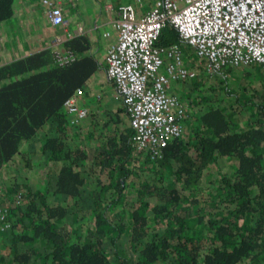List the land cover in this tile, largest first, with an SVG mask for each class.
<instances>
[{
    "label": "trees",
    "instance_id": "trees-1",
    "mask_svg": "<svg viewBox=\"0 0 264 264\" xmlns=\"http://www.w3.org/2000/svg\"><path fill=\"white\" fill-rule=\"evenodd\" d=\"M14 4L0 0V23ZM178 37L167 25L157 44ZM64 47L78 55L67 66L49 49L0 67V209L11 223L0 231V264H264L263 66L229 64L211 75L203 65L197 78L175 81L180 102L198 92L184 108L192 126L159 156L134 151L123 108L106 100L80 96L87 128L71 123L65 101L77 88L90 97L101 66L86 35ZM244 117L239 129L233 119ZM138 162L147 173L131 167Z\"/></svg>",
    "mask_w": 264,
    "mask_h": 264
},
{
    "label": "built area",
    "instance_id": "built-area-1",
    "mask_svg": "<svg viewBox=\"0 0 264 264\" xmlns=\"http://www.w3.org/2000/svg\"><path fill=\"white\" fill-rule=\"evenodd\" d=\"M137 1L140 7L142 0ZM49 19L55 26L67 24L57 5ZM167 25L177 31L180 42L194 48L211 75L223 73L229 64L256 63L264 68V0H153L142 14L132 5H121L105 73L122 97L136 153L150 150L160 156L169 141L183 132L184 106L169 87L193 73L185 67L182 46L157 44ZM53 58L59 66L75 61L73 51L66 48L56 49ZM80 96L83 89L77 88L65 101L74 119L87 111L78 105Z\"/></svg>",
    "mask_w": 264,
    "mask_h": 264
},
{
    "label": "crops",
    "instance_id": "crops-1",
    "mask_svg": "<svg viewBox=\"0 0 264 264\" xmlns=\"http://www.w3.org/2000/svg\"><path fill=\"white\" fill-rule=\"evenodd\" d=\"M123 1L129 0H76L75 4L70 6L64 5V7H62L64 17L67 20L66 26H58L51 30L47 26V24L49 25L48 16L47 14L44 16L43 14L42 19L45 21L46 27H44L42 31L36 30L35 33H30L31 28L29 31V25L27 24H34L35 14H33L31 19L16 14L13 21L3 26L0 30V67L43 50L51 49L53 58L56 49H65L64 43L66 41L84 34L89 38L90 42L88 52L101 66V70L95 73V82H103L102 88L105 89V93L103 94H106L105 99L111 104V107L115 110L117 108H123V111L118 112V114L119 117L124 120V126L130 131L131 128L127 117L128 115H126L123 105L121 104L120 107V105L115 104L118 103L117 101L109 100L112 91L116 92V89L107 81L106 73H104V70H106L105 58L108 49L116 41L117 37L115 29V23L119 17L117 14V5L121 4ZM21 2L22 4L27 3L30 6L34 4V2L28 0H17V4ZM151 2L152 0H144L139 12L144 13L148 10L151 6ZM45 7L49 9V6L45 5ZM25 12L26 11H24V13ZM171 44H179L182 46V52L183 54L185 52L184 55L187 59L184 61L185 67L193 73L192 77L197 78L198 69L203 66L204 63L202 59L197 57L194 48L189 44L180 42L179 38L177 42ZM73 53L76 61L78 55L75 51H73ZM164 61L167 63L169 59H165ZM192 77H190V79ZM242 83L243 81L239 78L238 86L242 85ZM199 92L201 93V91ZM197 94V91H191L186 98L187 100H183L181 104L185 108L190 107L191 102L189 101L195 100ZM1 238L0 236V248H4L5 243H7V240H5L7 237L5 236L3 240Z\"/></svg>",
    "mask_w": 264,
    "mask_h": 264
},
{
    "label": "rangeland",
    "instance_id": "rangeland-1",
    "mask_svg": "<svg viewBox=\"0 0 264 264\" xmlns=\"http://www.w3.org/2000/svg\"><path fill=\"white\" fill-rule=\"evenodd\" d=\"M129 2H132V0H129ZM21 4V5H20ZM65 5H67L68 6V4H65ZM62 7H64V5L62 6ZM14 8H15V11H16V9H17V11L16 12H14V14H13V16L10 18V22H12L13 21V19L16 17V14H18V16L20 15L21 17H24V18H32V16H33V14H35V21H34V24H29V23H27L28 25H29V31H30V28H31V31H30V33H35V31L36 30H39V31H42L43 30V28L44 27H46V23H45V21L42 19L43 17H42V15L44 14V16H46V14H47V11H48V7H45V4L44 3H42L41 2V0H36V3H34V4H31V6L29 5V4H27V3H23L22 4V2L21 3H19V4H17V1L15 2V4H14ZM24 11H26L25 13H24ZM43 11H44V13H43ZM17 20H18V18H17ZM9 24V23H8ZM31 26V27H30ZM47 26L51 29V30H53V28H52V26H50V25H48L47 24ZM54 34H55V31H54ZM184 54H185V52H184ZM183 54V60L184 61H186L187 59H186V56ZM105 68V67H104ZM98 72V71H97ZM96 73V72H95ZM104 73H105V70H104ZM218 73H221V72H218ZM214 75V74H213ZM261 75V76H260ZM257 76V79H259V80H263L264 81V76L262 75V74H257L256 75ZM260 77H261V79H260ZM226 78L228 79H230V81H229V84L230 85H233L234 84V81H233V79H237V80H239V78L237 77V76H233V75H230V76H226ZM90 82H89V86H91V91H90V93H91V95H90V97H86V96H82L83 98H84V100L86 99V101H91V102H93V105H96V103H97V100L99 99L100 100V103H104V101L106 100L105 99V97H106V94H103V93H105L104 91H103V88H102V84H103V82L102 81H97V83L95 82V74H93L90 78ZM173 83H175V82H171V85H170V91L172 90V84ZM206 84H208V82H206ZM241 86V85H240ZM240 86H238V87H240ZM113 92V91H112ZM172 92V91H171ZM103 94V95H102ZM176 94V93H175ZM109 100L110 101H117L118 103H115L116 105H120V107H121V104L123 105V100H122V97L119 95V94H117V93H112L111 95H110V98H109ZM184 100H186V99H184ZM193 105H195L194 103H193ZM85 108L86 109H88L89 110V106H85ZM194 110H197V107L194 109ZM103 115H105V113H103ZM188 117V116H187ZM190 120V119H189ZM188 120V121H189ZM234 120V123H235V125H238V127H239V129H246V122L248 121V119L247 118H243V119H241V120H238L237 118H234L233 119ZM191 122V121H190ZM192 125H191V123L189 124V125H187V123L185 124V126H184V123H182V127H183V131H186L187 130V127H191ZM245 126V127H244ZM82 128L83 129H86L87 128V125H86V123H83L82 124ZM134 155V154H133ZM134 157H136L135 155H134ZM131 167L134 169V167H141V170H142V172H144V173H147V170H146V168H145V165H140V162H138V163H136V164H131ZM151 171V170H150ZM149 171V172H150ZM216 171V169H214V172ZM28 174V177L30 178V179H33V178H36L37 177V173L36 172H33V171H31V172H28L27 173ZM2 174H0V176H1ZM133 176H135V174H133ZM128 182H130V180H128ZM20 191H23V189L22 190H20ZM18 196H19V193L18 194H16L15 196H14V198H13V202H14V204H16V205H18L17 204V198H18ZM0 214H1V211H0ZM88 215H89V213H86V214H84V215H82V216H80L79 218H78V222H80L81 224H83V228H87V224L89 223V219H88ZM91 223H92V220L90 221ZM156 228V227H155ZM156 229H159L158 227L156 228ZM2 238V240H3V238L5 237V236H1ZM9 261V258L7 259V261L6 262H8Z\"/></svg>",
    "mask_w": 264,
    "mask_h": 264
},
{
    "label": "clouds",
    "instance_id": "clouds-1",
    "mask_svg": "<svg viewBox=\"0 0 264 264\" xmlns=\"http://www.w3.org/2000/svg\"><path fill=\"white\" fill-rule=\"evenodd\" d=\"M16 1H17V0H15V2H16ZM28 1H31V2L36 3V0H28ZM143 1H144V0H142L141 3H143ZM41 2L44 3L45 5L49 6V9H48V11H47V16H48V19H49V13L51 12L52 8H55V5H57V6H61L60 8L62 9V6H63V5H65V4H68V6L73 5V4L76 3V0H41ZM138 3H139V2H138L137 0H132V2H129V1H123L121 4H118V5H117V14H118V16H119V8H120V6L123 5V4L132 5V6L135 7V9H136V13H138V14H142V13L139 12V10H140L142 4H141L140 7H139ZM152 3H153V0H152V2H151V6H152ZM151 6H150V7H151ZM149 9H150V8H149ZM149 9H148V10H149ZM146 11H147V10H146ZM62 12H63V11H62ZM63 15H64V13H63ZM64 18H65V17H64ZM9 20H10V19H9ZM9 20L0 23V30H1V28H2L3 26L7 25L8 23H9V24L11 23ZM49 25L52 26L53 28L58 27V26L52 25V22L50 21V19H49ZM66 25H67V24H66ZM176 32H177V31H176ZM159 36H160V35H159ZM52 60H53V62H54V58H52ZM203 63H204V61H203ZM54 64L57 65L56 63H54ZM105 64H106V60H105ZM204 65H205V63H204ZM65 66H67V65H65ZM112 93H117V92H114V91H113ZM169 93L173 94V93L170 91V87H169ZM174 95H175V94H174ZM175 96H176V95H175ZM81 97H82V96H81ZM98 100H99V99H98ZM83 108H85V107H83ZM184 108H185V107H184ZM86 110H87V111H86V114H84L82 117H80V118H78V119H74L75 117H74L73 115H71V116H70V118H71V119H70L71 123H73V124H77V125H78V124H83V123H84V118L86 117V115H87V113H88V109H86ZM0 190H1V196H0V203H1V202L4 201L3 198H4V196H5L4 190H3V188L1 187V185H0ZM17 204H18V205L21 204V198H20V196H18V198H17ZM0 211H1V209H0ZM0 218L2 219V221L0 220V231H1V232H2V231H3V232H7L8 229H9V227L11 226V223L5 221V212L1 211Z\"/></svg>",
    "mask_w": 264,
    "mask_h": 264
}]
</instances>
